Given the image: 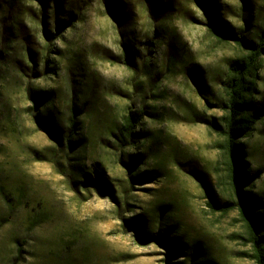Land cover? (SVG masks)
<instances>
[{
	"label": "rangeland",
	"instance_id": "rangeland-1",
	"mask_svg": "<svg viewBox=\"0 0 264 264\" xmlns=\"http://www.w3.org/2000/svg\"><path fill=\"white\" fill-rule=\"evenodd\" d=\"M0 1V52L19 19L15 29L34 62L43 67L45 55L52 61L51 78L34 85L54 96L58 136L67 138L73 104L82 113L72 142L60 144L33 117L25 91L35 75L2 82L0 68V264H254L236 212L214 213L207 204L206 193L220 203L226 198L209 121L223 115L221 83L237 55L233 43L208 38L207 24L213 9L227 30L257 40L264 0H20L15 7ZM162 23L169 37L150 53V71L143 74L140 59L139 73L132 71L124 64L125 35L143 57ZM173 61L177 68L168 69ZM257 83L253 112L264 113V67ZM144 105L143 138L130 153L146 166L142 173L158 176L132 182V161L121 159L111 132L127 109ZM242 143L251 196L264 213V118ZM95 170L106 184L86 190L79 181H88L87 173L96 180ZM158 205L165 209L154 216ZM142 213L154 234L163 226L160 238L171 239L178 228L196 250L139 240L142 233L125 219Z\"/></svg>",
	"mask_w": 264,
	"mask_h": 264
},
{
	"label": "trees",
	"instance_id": "trees-1",
	"mask_svg": "<svg viewBox=\"0 0 264 264\" xmlns=\"http://www.w3.org/2000/svg\"><path fill=\"white\" fill-rule=\"evenodd\" d=\"M19 2L20 0H8L6 6L15 7ZM2 8L3 6L0 1V11ZM211 11L214 12L213 9ZM212 12L209 15V23L207 24L208 38L213 43L221 44L222 46L231 45L233 43L237 48V55L234 59L228 61L226 78L223 79L221 83L224 97L219 100V108L223 115L220 117L219 123L209 121L212 131L218 137L216 149L219 151L220 159L217 166H215L217 185L223 191L226 198L220 203L214 201L210 193H206L207 198L210 199L207 204L214 213L225 215L230 212H236L239 222L242 224L245 232L242 238L245 239L247 245L250 246L251 258L254 264H264V213L259 209L257 206L258 203L251 196L250 189L253 186V181L250 179V170L245 159V145L242 143L244 139L252 135L255 126L264 118V113L253 112L256 104L255 92L258 90V74L264 67V30L257 34V40L244 39L243 37H239L235 32L227 30L221 22L217 11L214 13ZM18 20L15 21L16 23L13 24L14 28L9 33V38L5 46L6 48L0 52V68H6L4 69L5 72L2 82L7 81L11 74H16L23 80L28 72L31 71L35 77H32L27 83L25 92L28 98L35 104V109L32 108L33 117L48 128L49 133L57 142L60 144H62V142H67L69 144L77 134L75 131L79 124L77 121L82 113L80 111L77 112L73 104L69 110V133L67 138L58 136L55 127L56 120L51 115L53 108L50 102H52L54 96L52 97L48 91L36 88L34 85V82L39 79L43 78L44 81H46L48 77L51 78L50 70H52V61H50L48 55H45L43 67H41V63L34 62V52L29 46H23L20 31L19 29H15L16 26L19 25ZM69 24V26H73V23ZM155 30V41L147 48L146 53H143V57L134 50L135 45L132 43L133 39L124 33L128 38L123 46L124 64L132 71L139 73L136 71L137 69H135L134 62L136 63L137 59H140L141 68L145 76V72H147V70L150 71L149 58L151 57L150 53L153 52V48L162 46L166 38L169 37L164 23ZM44 37L46 40H50V30L45 28ZM46 50L50 53L51 48L49 45L46 47ZM178 63L177 61H173L171 64H167L166 67L168 69H170L171 66L172 68H177ZM36 70L41 71L38 72ZM146 116L148 115L145 105L144 108L140 109V112L127 109V112L119 123L118 129L111 132V136L114 138L113 142L119 147L118 149L122 153L121 159L124 160L127 154L132 161V167H130L132 172L129 177L132 182H141L148 178L154 180L158 176L157 171L142 173L141 168H146V166L144 163L139 166L138 164H140L142 160L139 159L138 155L130 153V150L138 149L137 144L140 143L143 138L140 130ZM76 172H78L77 169ZM86 176L88 178L85 179L88 181H79V184L83 185L86 190H90L88 187L90 184H94L99 191L102 190V186L106 184L102 171H94L96 180H94L89 173H87ZM109 191L113 192L112 188H110ZM164 209V205H158L154 211V216L162 215ZM128 214L129 211H126L124 216ZM125 220L130 222L138 232L142 233V238L138 237V239L141 241L143 240V242H157L164 246H169V240H172L176 243L174 246L178 247V249H180L179 245H181L188 247V249H185L186 251L191 249L196 250L195 246H190L183 241L184 234L178 228L176 231L172 232L171 239H167V237L160 238V234H162L164 230L163 226L158 230V234H154L152 231L153 227L146 225L147 218L145 217V213L137 214ZM168 226L172 227L175 225L169 224Z\"/></svg>",
	"mask_w": 264,
	"mask_h": 264
}]
</instances>
